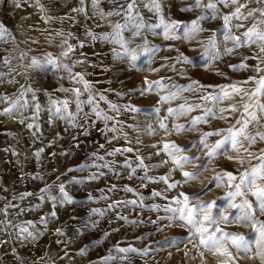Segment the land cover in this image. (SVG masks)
<instances>
[{
  "label": "rangeland",
  "instance_id": "1",
  "mask_svg": "<svg viewBox=\"0 0 264 264\" xmlns=\"http://www.w3.org/2000/svg\"><path fill=\"white\" fill-rule=\"evenodd\" d=\"M128 2L130 0H99L97 5L94 0H85V12H73V8L81 7L80 0H0V24L8 29V35L0 38V73L4 74L0 76V97L5 98L0 100V209L16 205L8 207L7 216L0 213V221H11L0 231V241H7L0 244V264H105L103 258H110L107 264H264L257 254L260 251L256 247L259 236L252 221L220 223L224 231L243 235L252 248L250 253H237L231 241L225 239L223 243L236 257L233 261L226 255L213 254L202 247L199 250L193 249V244L199 242L198 236L192 237V243L186 246L181 243L177 248L168 238L182 241L190 235L189 228L180 220L172 224L167 219L171 213L164 211L165 206H182L174 202L177 197L183 202L181 193L200 196L199 200H191L190 206L214 201L215 206L211 209L214 217L220 213L239 215V209L229 205L240 204L244 199H248L254 208L257 207L255 196L246 190L243 197H229L228 194L235 191L239 179L229 186L226 182L213 180V177L222 171L233 172L239 177L240 173L250 170L260 161L241 153L244 158L242 165L224 156L206 162L205 156L209 149L203 148L198 152L202 146L195 142L205 132L232 127L242 115L250 119L251 112L257 114L259 122L252 121L247 132L251 135L264 133V113L256 107L257 102L264 104V95H253L258 87L257 81L264 77V52L260 51V42L234 47L232 40L224 39L228 28L231 29V35L241 39H244L243 33L254 24L259 30H264V23H259L264 20V16L259 11L249 16L250 10L264 9V0H239V4H246V7L241 8V18L230 19L227 28L223 16L231 15L238 5L229 4L224 7L217 4V10L213 13V10L203 6L210 0H203L201 7L183 12L181 9L194 5L195 0H161L162 15L166 21L190 23L207 17L200 19L204 30L192 42L165 38L163 27H157L161 25V14L150 10V0H136L132 15L142 17L145 27L139 36H134L136 29L125 12ZM98 8L104 12L119 10L120 14L101 19L97 14ZM117 23L127 25L122 36L129 41L128 48L137 55L135 62L131 61L130 53L126 54L120 45L94 40L88 34L89 31L97 34L111 33ZM213 36L216 49L209 48V52L204 54V48ZM69 46L73 50L67 56L63 55ZM114 48L120 52L119 56L113 54ZM145 48L148 50L145 51ZM233 48L234 51L230 53L226 51ZM181 52L193 59L191 65L177 62ZM217 52L220 58L213 62L212 56ZM4 57L9 59V64L3 62ZM49 58L55 60L56 64H49ZM34 60L36 64H33ZM241 62L248 67L240 71H233L229 67ZM256 66L261 71L256 72ZM76 73L82 74L83 79H74ZM250 77L255 79L250 80ZM145 79L149 82L161 81V87L141 95L140 89L147 87ZM192 81L213 86L247 81L238 84L247 94L242 92L233 95L232 99H225L217 105V109L229 108L233 103L237 105L239 111L224 113L227 119L209 118L207 123H199L190 131L178 133L176 125H184L187 129L191 127L189 122L193 117L202 116L204 108L212 107L211 102L199 99L201 95L220 93L219 87L204 89L193 85L191 91L180 92L175 99L167 102L160 100L162 96L177 92L178 87L192 84ZM85 82L90 87H85ZM75 89L80 90L79 95ZM101 95L104 99H100ZM90 97L93 103H85ZM17 100L19 104L12 115L3 114V110L12 107ZM63 100L69 101L67 112L71 116L67 119H61L55 113L53 104V101ZM245 103L251 105L249 113L243 112L242 105ZM113 104L119 110H114L111 107ZM181 104L193 108L201 104L202 107L186 115L169 116L168 109H176ZM93 108L101 115L97 116ZM157 108L158 112L154 110ZM104 116L114 119L106 120ZM161 121L167 124L168 131L160 128ZM29 124L34 126L29 128ZM112 127L116 131H111ZM152 130L155 134H150ZM226 134L224 131L219 136L208 137V145L215 144ZM137 140L141 143L137 144ZM77 143L80 147H76ZM164 143H175L187 149L184 153L173 151V156L198 155L199 159L181 169L167 152L162 151ZM100 145L104 147L100 148ZM128 147L134 151L123 152ZM115 148L122 151L114 156L106 155ZM41 149L43 151L37 156V151ZM261 150H264V140L257 136L250 151L259 155ZM222 151H228L233 157L237 155L231 150L230 144H226ZM93 152L105 157V161L95 160L94 163L114 161L113 168L91 167L84 172L62 175L68 168L88 160ZM157 152L160 154L156 155ZM137 157L143 158L147 168L137 166ZM125 161L137 168L132 179H128L131 169L125 167ZM201 164L205 165L206 170L197 179L185 182L182 173L199 171L198 166ZM101 171L106 174L98 180L69 182L72 177L79 180ZM117 172L119 175L115 174ZM145 173L155 178L156 182L141 181ZM166 175L170 176L168 183L179 181L175 188L169 189L166 183L159 181V177ZM61 181L65 183L73 203L64 206L57 203L53 207L47 194H42L40 189L46 184L53 185L50 194L59 196L54 182L58 184ZM258 183L264 185V181ZM113 184L116 189L109 192L108 188ZM126 186L132 187L133 191H127ZM153 191L162 192L163 196L154 197L151 195ZM28 192L33 195L23 200L19 198L20 194ZM88 193L92 194V200L87 199ZM41 195H45L44 200L39 199ZM141 197L144 199L141 200ZM130 200H136L137 204H128L126 207L121 204L108 210L114 201ZM92 209H100L105 214L90 217ZM52 211L56 212V217L49 218L47 225L41 224V217L49 216ZM121 215L128 219H118ZM161 216L165 217L159 221L161 226L172 225L163 231L158 230L157 224L151 223ZM28 221L35 224V229L30 228V231L34 235L36 231L40 233L34 240L31 237L25 238L27 234H19L15 227ZM90 221L98 222L97 226L85 227ZM256 221V227H259L258 222H264V215L257 212ZM58 228L64 235L56 232ZM82 248H86L84 255L80 254ZM118 248H133L136 251L121 253ZM200 251H205L204 259H201Z\"/></svg>",
  "mask_w": 264,
  "mask_h": 264
},
{
  "label": "snow or ice",
  "instance_id": "2",
  "mask_svg": "<svg viewBox=\"0 0 264 264\" xmlns=\"http://www.w3.org/2000/svg\"><path fill=\"white\" fill-rule=\"evenodd\" d=\"M256 2H259V0H256ZM94 3H96L98 5L99 0H94ZM202 3H203V0H195L194 5H192L190 7L182 8L181 11H183V12L191 11L193 7H201ZM80 4H81V7L73 8L72 11L73 12H85V8L83 7V5L85 4V0H80ZM217 4H222L224 7H228L229 4L238 5L235 8V11L231 15L223 16V20L225 22L226 28L228 27L229 21L232 17H236L238 19L241 18V14H240L241 8L246 7V4L240 5L239 0H210L209 3H207L206 5H203V6L208 8V9L213 10V13H215L217 10ZM17 6H19V4H17ZM135 7H136V0H130V2L127 3V7L125 9V12L127 14V19L133 23L134 28L136 29V31L133 33V35L139 36L141 30L145 27V24L143 23L142 17H139L138 14L136 16L132 15L133 11L135 10ZM150 10L153 11L154 13L161 14V25H157V27L162 26L164 29L165 38L171 39V40L183 39V40L188 41V42L195 41L196 36L204 30L200 25V19H207V17H201L200 19L193 20L190 23H185V22L177 21V20L166 21L162 15L161 0H150ZM255 11H259L261 16H264V9L250 10L249 16L255 15ZM97 14L99 15V17L101 19H107L110 16L119 15L120 12H119V10L104 12L102 9L98 8ZM242 18L247 19V17H242ZM137 20H140V22L137 23L136 22ZM259 23H264V20H261ZM126 27H127L126 24L121 25V24L117 23L114 25L113 31L111 33L97 34L95 32L89 31L88 34L94 40H103V41H106L109 43L120 45L122 50L126 54L130 53L131 61L135 62L138 57L132 50H130L128 48L129 41H127L122 36V32ZM237 27H243V25H238ZM181 28H183V32H181ZM230 33H231V29L228 28V34L225 35L224 39L225 40H232L234 42V47L244 46L245 43H248L250 45L253 43L260 42V51L264 52V30H259L256 24H254L251 28H249L247 31H245L243 33L244 39H241V37H239V36L231 35ZM7 35H8V29L3 24H0V38H5ZM197 43H200V42L197 41ZM81 47H83V44H81ZM209 48L216 49V40H215L214 36L209 40L208 46H206L204 48V54H207L209 52ZM72 50H73L72 47L69 46L67 51H65L63 53V55L67 56L68 52H70ZM147 50L148 49L145 48V51H147ZM156 50L158 51V49H156ZM192 50L195 51V48H193ZM177 51H179V50L177 49ZM226 51L230 53V52L234 51V48L233 49H226ZM113 54L116 56H119L120 52L114 48ZM219 58H220V55L218 52L212 56L213 62H215ZM253 58H255V57H253ZM3 62L5 64L10 63V61L7 57L3 58ZM47 62L49 64H54V65L56 64V61L51 59V58H49V60ZM78 62H83V61H78ZM177 62L178 63L183 62L184 64L191 65L193 63V59L191 57H189L187 54L181 52L180 55L177 57ZM36 63H37V61L34 60L33 64H36ZM162 67H163V65H162ZM229 67L233 71H240L244 68H247L248 65L246 63L241 62L239 64L229 65ZM173 70H175L174 66H173ZM254 70L256 72L261 71L259 66H256V68ZM69 71H71V70L69 69ZM152 71H159V69H152ZM3 75H4L3 73H0V76H3ZM77 77L80 79H83V76L80 73H76V76L74 77V79ZM249 79L253 80V79H255V77H250ZM9 82H11V81H9ZM144 83L147 85V87L140 89L141 95H144L146 92L147 93L154 92L158 88L161 87V81L149 82L147 79H145ZM240 83H247V81L237 82V84H232V85H227V86H224V85H216V86L202 85V84H200L199 81H192V84H190L186 87H178L177 92H173L167 96H162L160 98V100L162 102H167L169 100L175 99L176 96L180 92L191 91L193 85H199L200 88H204V89L212 88V87H219L220 88V93L212 94L211 92H208L207 94L201 95L199 97V99L201 101L211 102L212 107L204 108L202 116L193 117V119L189 122L191 127L186 129L184 125H176L175 126V130L178 133L185 131V130L190 131L192 129V127H195L199 123H207L209 118L227 119L228 117L225 116L224 113L229 112V111H231L233 113L239 111V108L237 107V105L235 103L231 104L229 106V108H218L217 109V105L219 103L223 102L225 99H232L233 95H240L242 92L244 94H247L246 90L238 87V84H240ZM257 84H258L257 90L255 93H253V95H264V77H261L257 81ZM85 87H90V85H88V83L85 82ZM229 89H231V91H229ZM61 90L67 91V89H61ZM29 91H31V89H29ZM74 91L76 92L77 95H79V92H80L79 89H75ZM2 99H5V98L0 97V100H2ZM100 99H104V96L101 95ZM85 103L92 104L93 103L92 98L90 97L89 100L86 101ZM18 104H19V101L17 100L12 105V107L4 109L3 114L11 116L12 113L14 112V110L17 108ZM53 104L55 105V113L58 114L61 119H67L68 117L71 116V113L67 112L69 101H67V100L53 101ZM111 107L114 110H119L118 106L115 104L111 105ZM201 107H202L201 104L195 105V108H193L192 106L185 107L184 104H181L176 109L169 108L168 114H169V116H177L178 117V116L186 115L187 113L194 111L195 109H199ZM250 107H251V105H249L247 103L243 104L242 105L243 112L249 113ZM256 107L259 109L260 112L264 113V104L257 102ZM37 110H38V106H37ZM134 110L139 111V109H134ZM154 110L156 112L159 111L158 108L154 109ZM81 111H83V110L81 109ZM93 111L96 112L97 116L101 115V113L97 109L93 108ZM84 115L87 116V113H85ZM249 116H250V119H245V118H243V115H242L241 119L236 120V124H234L232 127H229L226 130L218 129L214 132H205V133H203L202 137L198 141H196L195 143H198L202 146L201 149L197 150L198 152L201 151L203 148L209 149V151L206 153V156H205L206 162L211 161L212 159H214L218 156H224L226 159H228L230 161L235 160L242 165L244 163V158L241 155V153H246L248 157L255 158V159L260 161V163L258 165L253 166L250 170H245L244 172L240 173L239 177H237V175H235L233 172H229V171H222L220 173H217L213 177V180H215L217 182H226L229 186H232L233 182L236 181L237 179H239V183L235 184V191L230 192L228 194L229 197H232V198H234L236 196L243 197L245 195V190H246L247 192H250L253 196H255L256 201H257V207L254 208L252 203L248 199H244L243 202L240 204L232 203L229 205L232 208L239 209V211H240L239 215L231 216V215H227L224 213H220L219 215L214 217L211 214V209L215 206L214 201H207V202H204V203L199 204V205L193 204L190 206L189 202L191 200H199L200 196L199 195L189 196L186 193H181L180 195H181V197H183V202L181 201V199L179 197L174 198V202L176 205H182V206H180V207L165 206L164 207L165 212L171 213V215L169 217H167V219L169 221H171L172 224H174L176 220H180V221L184 222V225H186L189 228L190 235L188 237L184 238L182 241H176V240H173L172 238H168L169 240H171V242L174 245L177 246V248H179V244H181V243H183L185 246L188 243H192V237L198 236L199 242H198V244H193V249L199 250L202 247L207 252H210L213 254L219 253L221 256L226 255L231 260L235 261L236 257L223 243V241L225 239H228L231 241V244L236 249L237 253H239L241 251H243L245 253H250V252H252V248L250 247L249 242L247 241V239L243 235L224 231L220 227V223H221V221H223L225 224L243 223V222H247V221H252L254 230L258 233V236H259V238L256 241V247H257V249H260V251L257 254L260 256L261 260L264 261V222H258L259 227H256V223H257L256 214H257V212H259V214H261V215H264V185H262L261 183H258V181H264V150H261L259 155L250 151L251 147L256 143L257 136L261 140H264V133L257 132L256 135H251L250 133L247 132L248 125L252 121L259 122V117L257 116V114L255 112L249 113ZM104 119L111 120L114 118L104 116ZM21 123H23V121H21ZM73 124L75 125V120H73ZM237 125H239V127H237ZM33 126L34 125H32V124L28 125L29 128H32ZM159 126H160V128L164 129L165 131H168L167 124L164 123L163 121H161ZM110 130L113 132L116 131L115 127L110 128ZM224 131H226L227 134L224 135L221 140H218L215 144H213L211 146L208 145V143H207L208 137L214 136V135L219 136ZM150 134H155V131L152 130V132ZM74 139H76V138H74ZM129 143H131V142H129ZM136 143L140 144L141 141L137 140ZM226 144H230L231 150L235 151L237 153V155L235 157L229 155L228 151H222ZM191 146L195 147V144H192ZM76 147H80L79 143L76 144ZM99 147L103 148L104 145H100ZM153 147H155V145H153ZM42 151H43V149L37 151L36 155L40 156ZM121 151L122 150L120 148H115L111 152L106 153V155L107 156H114L117 153H120ZM133 151H134V149L132 147H128V148L123 149V152L132 153ZM136 151H139V149H136ZM162 151L167 152V154L170 157H172L174 163L178 167H180L181 169H183L186 164L191 163L193 160L199 159L198 155H193L191 157H189L187 155H181L179 157L173 156V151H175L177 153H184L187 151V149H182V148L176 146L175 143H172L171 145H169L168 143H164ZM63 154L69 155V153H63ZM159 154H160L159 152L156 153V155H159ZM52 155L54 156L55 153H52ZM95 160L105 161V157L104 156H98L97 153L93 152V153H91L88 160L81 163L80 165L68 168L67 171L65 173H63L62 175H67V173H69V172H84L86 169L91 168V167L111 169V168H113V165L115 164L114 161L112 163L104 162L102 164H96V163H94ZM89 161H93V162H89ZM163 163H167V161H164ZM137 166L140 168H147V165L144 164L142 157H137ZM125 167H128L131 169V173L128 176V179H132L133 176L136 174L137 168L133 167L127 161H125ZM198 168H199V171H196V172L184 171L182 173L183 178H185V182L197 179L202 174V172L206 170V167L204 164L199 165ZM105 174L106 173H104L103 171H101L99 173L94 172V173H91L90 175H88L87 177H84V178L79 179V180L76 177H72L69 182L70 183L71 182L83 183L84 179H87L88 181H95V180H98L101 176H104ZM115 174L119 175L118 172ZM225 177L227 178L226 181H225ZM37 179H43V177H37ZM59 179H60V177L58 176L57 180H59ZM140 179H141V181L150 180V181L156 182L155 178L148 177L146 173ZM158 179H159V181H163L164 183H166L167 188H169V189L175 188L177 186V184L179 183V181L168 183L170 176H167V175L161 176ZM54 185L58 189L59 196H54V195L50 194L53 185L46 184V186L44 188L40 189V192L42 194H47V199L52 202L53 207H55L57 205V203L60 206H64L65 204L73 203V198L71 195H69L68 191H66V185L64 182L61 181L58 184H56L54 182ZM142 186L146 187L147 185H142ZM217 186H219V183H217ZM115 189H116V185L113 184L108 188V191L111 192ZM126 190L129 192H132L133 188L126 186ZM101 191H103V190H101ZM32 195H33V193H31V192L22 193V194H20L19 198L21 200H23L26 196H32ZM151 195L154 197H160V196H163V193L159 192V191H153ZM13 198L15 199V197H13ZM104 198H106V197H104ZM164 198L167 199L166 196ZM39 199L44 200L45 195H41L39 197ZM87 199L88 200L93 199V196L91 193H88ZM143 199L144 198L141 197V200H143ZM121 204H123L126 207L128 204L136 205L137 201L136 200H130V201H126V202L114 201L113 204L109 205L108 210H112L114 207H119ZM9 206L16 207V205H7L4 209H0V213H3L5 216H7ZM152 207L159 208L158 205H153ZM200 213H203V215L201 216ZM104 214H105L104 211H102L100 209H92L89 215L91 217L92 215L103 216ZM55 217H56V212L52 211L49 214V216L41 217L40 223L47 225L49 218H55ZM118 219L127 220L128 218L126 216L121 215V216H118ZM164 219H165V217H162V216L157 217V219L152 220L151 223L157 224L158 230L163 231L165 228L172 226V225L161 226L159 224V221H163ZM6 223L11 224V221H7V222L0 221V231L4 230V225ZM97 223L98 222L90 221V223L86 224L85 227H96ZM130 223H143V221H130ZM206 224L208 226H205ZM15 227L18 229L19 234H21V235L27 234L25 238L31 237L34 240V239H36V236H38L40 234L39 231H36V234L34 235L33 232L30 231V228L35 229V224L31 221L26 222L24 225H16ZM118 230L119 229H117V231ZM56 232L59 235H64V233L59 228L56 229ZM105 235L107 236L108 233H105ZM4 243H7V241H0V244H4ZM117 250L121 253L136 251V249H133V248H118ZM205 251H200L201 259H204ZM85 252H86V248H82L80 250L81 255H84ZM144 254L147 255V252H145ZM186 255H187V253H186ZM103 259L105 261V264H107V261L110 258H103Z\"/></svg>",
  "mask_w": 264,
  "mask_h": 264
},
{
  "label": "bare ground",
  "instance_id": "3",
  "mask_svg": "<svg viewBox=\"0 0 264 264\" xmlns=\"http://www.w3.org/2000/svg\"><path fill=\"white\" fill-rule=\"evenodd\" d=\"M43 79V78H42Z\"/></svg>",
  "mask_w": 264,
  "mask_h": 264
}]
</instances>
